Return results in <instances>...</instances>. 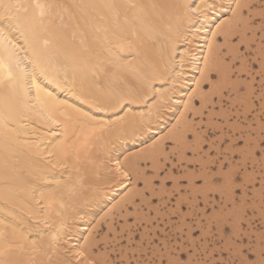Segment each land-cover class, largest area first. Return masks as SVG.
I'll list each match as a JSON object with an SVG mask.
<instances>
[{
    "label": "bare ground",
    "instance_id": "obj_1",
    "mask_svg": "<svg viewBox=\"0 0 264 264\" xmlns=\"http://www.w3.org/2000/svg\"><path fill=\"white\" fill-rule=\"evenodd\" d=\"M160 3L169 6L153 7ZM241 3L0 0V11L13 6L16 45L0 42V247L8 258L44 264L50 251L65 263L99 264L95 214L104 210L112 223L134 202L126 170L143 173L144 161L159 172L152 154L166 156V140L187 130L188 113L208 97L204 84L215 54L233 47L225 33Z\"/></svg>",
    "mask_w": 264,
    "mask_h": 264
},
{
    "label": "snow or ice",
    "instance_id": "obj_2",
    "mask_svg": "<svg viewBox=\"0 0 264 264\" xmlns=\"http://www.w3.org/2000/svg\"><path fill=\"white\" fill-rule=\"evenodd\" d=\"M168 6L164 3L153 5L161 9ZM11 7L13 6L3 5L4 11H0V42L6 41L15 47L14 38L8 35L15 19L14 14L9 11ZM191 8L196 10L195 5ZM237 9L243 11L233 14L232 26L225 33V42L230 35L234 38L233 47L224 48L215 54L212 64L215 75L212 76L211 88L213 97L231 95L236 102L235 105H225L224 114L233 113L227 116L230 122L234 121L238 111L241 116L248 115L251 127L245 122L244 129L247 131L238 133L237 142H227V150L221 147V155L217 157L216 167L213 168L208 167L209 157L205 153L211 151L212 156H216V153L207 143L210 136H201L204 129L179 131L164 152L181 167L184 166L185 157L191 161L199 156L200 166L194 169V176L188 172L175 175L177 170L168 163L164 154H152L153 161L166 165L160 172L159 179L155 180L157 186L162 188L164 185L160 181H167L174 199H179L175 191L177 187L181 193L185 188L191 189L187 193L189 199L180 203L182 211L173 208L169 212L167 205L156 207L160 199L166 197L155 199L149 192L150 177H155V168L147 175L139 171L133 174L126 170L123 173L129 177V183L134 176L143 177L138 183L143 188L142 198L149 202V207L144 209V216L136 221L147 228V231L142 236H137L141 246L130 251L128 264H133V259L136 264H264V227L252 234L250 240L244 236V232L248 231L246 220L249 217L259 213L260 219L264 220V179L255 180L252 175L258 167L259 175L264 177V0H243V3L237 4ZM254 35L259 36V47L253 42ZM207 99V96L201 98V106ZM216 102L213 98L212 103ZM257 116L258 121L253 119ZM220 122L223 123V120ZM168 149L172 151L168 152ZM225 160L231 161V167L224 163ZM169 169H172V174ZM188 170L193 171L190 163ZM242 187L247 189L246 193L241 192ZM213 198L216 204L210 208L205 207L204 201H211ZM140 199L137 196L136 202L139 203ZM225 201H228L226 207ZM199 209H204L203 215ZM198 223L201 225L199 228ZM153 229H156L155 235ZM180 233H183L182 237ZM2 235L0 233V237ZM173 236L174 239L170 240ZM10 247L21 248L20 245ZM137 251L139 256L136 255ZM11 255L8 247H0V264H32L30 257L25 258L17 253L19 258H8ZM45 255L47 260L44 264H65L57 254L46 251Z\"/></svg>",
    "mask_w": 264,
    "mask_h": 264
},
{
    "label": "rangeland",
    "instance_id": "obj_3",
    "mask_svg": "<svg viewBox=\"0 0 264 264\" xmlns=\"http://www.w3.org/2000/svg\"><path fill=\"white\" fill-rule=\"evenodd\" d=\"M233 42H234V38H233ZM253 42H255L256 46L259 47V36L258 35L253 36ZM236 47H239V45L238 46L236 45ZM253 58H255V56ZM210 84L211 83L207 81L204 84L205 91L208 95L206 105L201 106V102L197 101L196 107L188 113L187 122L190 125L187 127L186 131L192 132V131L203 128L204 132L201 133V136H210V139L207 141V143L209 144V148L212 149V151H215L216 156H212L211 151L206 152L205 155L209 157L208 167L213 168V167H216L217 157L221 155V151H220L221 147L227 150L229 148V144L227 142L230 141L231 144H235L237 142L236 136L238 135V133H240L242 130L247 131V129H244V123L247 122L250 128L251 121L248 119L247 114L241 116L240 112L237 111L235 113L234 121L230 122L227 116L233 115V113L228 112L227 115H225L224 114L226 111L225 105H228V104L235 105L236 102L232 100L231 95L227 97H221V96L213 97L212 95L213 89L211 88ZM206 85L208 86L207 88H206ZM213 98H215V100L217 101L216 103H212ZM253 119H256L258 121V116L253 117ZM221 120H223V123L220 122ZM209 121H212V123H209ZM170 142L172 141L166 140L165 147ZM134 150L136 149L130 150V155L138 151V149L137 151H134ZM171 151L172 149H168V152H171ZM166 158L168 160V163H171L173 168L177 170L175 175H179V173L181 172H188L189 175L194 176L195 175L194 169L200 166L199 156L196 158L197 160L192 159L191 161H189L188 158L185 157L183 161V164H184L183 167H181L179 164H176L174 161H172L171 157L167 156V153H166ZM141 163L142 165L140 168L141 170H143V174L147 175L153 171L149 163L145 164L144 161H142ZM189 163L191 164L192 169H193V171L191 172H189L188 170ZM224 163H228L229 166L231 165V161H228V160H225ZM164 167H166V165L160 164L159 172L155 174L154 178L150 177L151 183L149 184V192L152 193V198H155V199L166 197L165 199H160V203L157 204L156 207L167 205L169 212L173 211V208L180 210L179 206H180L181 201L186 202L189 199L187 193L191 189L185 188L183 193H181L180 188L177 187L175 191L179 195V199H174L172 189L167 187V181L165 180L160 181V183L164 185V187L161 188L157 186L155 184V180L159 179L160 172L163 170ZM245 168L247 169L246 165H245ZM219 170L220 169H217V171ZM169 173L172 174V169H169ZM252 175L254 176L255 180L264 179V177H261L259 175L258 167H257V171L255 173H252ZM132 180L133 182H135L132 187L134 193L136 194V196L141 197L139 203L136 202L137 197L135 196L134 202L130 204V206H127L128 207L127 210L129 209L128 211L126 209H123L120 214L118 213L117 215L115 213V216L114 215L112 216L113 218L112 223H111V218L105 217L106 214H104V210L96 213L95 214L96 217L93 218L92 225H93V228L94 227L96 228V231L94 232L95 233L94 236H96L95 237L96 242L99 243L98 247L94 251L93 257L94 259L95 258L97 259L96 261L99 264H128L130 251L133 248L138 249L141 246L139 241L137 240V236H142L143 233L147 231V228L141 226L139 223L136 222L139 220L138 218L144 216V209L149 207V202L142 198L143 188H141L140 183H138V180L142 181L143 177H139V178L134 177ZM153 188H155V191H153ZM242 188H241V192L246 193L247 189L246 188L242 189ZM193 192H194L193 193V196H194L195 190H193ZM242 198L243 197H241V199ZM199 202L196 201V203H199ZM204 203L206 204L208 203L207 205H205V207L210 208L214 204H216V201H214V198H213L211 201L205 200ZM90 210L91 209L89 208H85L82 211L85 213H88L90 212ZM203 210L204 209H199L201 215L204 214ZM134 211H135V214H132L134 213ZM180 211H182V209ZM249 211H251V208H249ZM121 215L124 217H122ZM126 215H128L129 217ZM246 223L248 226V231L244 232V236L247 237L249 240L251 239L252 234L256 233L259 228L264 227V220L260 219L259 213H257V215L255 216L249 217L246 220ZM148 226L149 227L151 226V221L148 222ZM200 226H201L200 224H197V228H199ZM157 228H159V225H157ZM115 231L116 233L114 234ZM193 231H195V229H193ZM155 234H156V229H153V235ZM179 235H181L182 237L183 233H180ZM171 239H174V236L170 237V240ZM241 243H243V240H241ZM145 252H147V249H145ZM136 255L139 256L138 251ZM70 262L72 263V260L68 259V261L65 264H71ZM133 264H136L135 259H133Z\"/></svg>",
    "mask_w": 264,
    "mask_h": 264
}]
</instances>
